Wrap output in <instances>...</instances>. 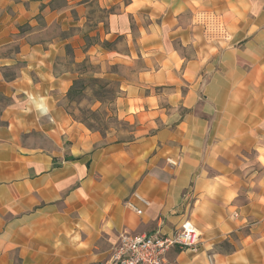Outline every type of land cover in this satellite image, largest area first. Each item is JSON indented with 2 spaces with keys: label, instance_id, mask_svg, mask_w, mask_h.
Instances as JSON below:
<instances>
[{
  "label": "crops",
  "instance_id": "0c3cea01",
  "mask_svg": "<svg viewBox=\"0 0 264 264\" xmlns=\"http://www.w3.org/2000/svg\"><path fill=\"white\" fill-rule=\"evenodd\" d=\"M53 2L0 0V264H97L123 231L185 219L200 243L170 247L177 264H264V0ZM68 45L75 63L132 70L114 102L131 139L68 108Z\"/></svg>",
  "mask_w": 264,
  "mask_h": 264
},
{
  "label": "rangeland",
  "instance_id": "374dc122",
  "mask_svg": "<svg viewBox=\"0 0 264 264\" xmlns=\"http://www.w3.org/2000/svg\"><path fill=\"white\" fill-rule=\"evenodd\" d=\"M57 3H61L60 0H55L53 5ZM76 22H71L68 28L69 34H74L78 30L75 28ZM91 26L92 24L87 25V31L93 30ZM102 27L106 28V23L102 24ZM51 30L52 34L58 32L54 26ZM205 36L209 40H215V35L207 33ZM88 42L92 43V39L88 38L86 44ZM70 46L66 47L68 54L66 65L70 69L77 70L79 74L76 78L75 93L68 98V108L87 127L98 130L105 136L118 140L131 139L133 135L130 132L134 124L118 116L114 102L120 92L118 77L120 75L130 76L132 70L97 63L91 58L75 63Z\"/></svg>",
  "mask_w": 264,
  "mask_h": 264
},
{
  "label": "built area",
  "instance_id": "2783aa9c",
  "mask_svg": "<svg viewBox=\"0 0 264 264\" xmlns=\"http://www.w3.org/2000/svg\"><path fill=\"white\" fill-rule=\"evenodd\" d=\"M196 23L203 27L207 35H215V39H226L228 37L221 16L212 11H201L195 14ZM168 162L174 164L168 159ZM133 196L139 202L148 206L149 200L137 192ZM184 199L191 200L190 192H185ZM125 204L141 214L142 210L132 202L125 201ZM200 243V234L189 219L183 220L170 235L163 236L159 230L148 234L133 235L123 231L119 234L118 242L113 248L108 259L97 264H177L175 260L166 256L167 250L172 246L179 249L196 250ZM210 264H213L211 255H208Z\"/></svg>",
  "mask_w": 264,
  "mask_h": 264
},
{
  "label": "trees",
  "instance_id": "16d2710c",
  "mask_svg": "<svg viewBox=\"0 0 264 264\" xmlns=\"http://www.w3.org/2000/svg\"><path fill=\"white\" fill-rule=\"evenodd\" d=\"M76 84H77V79H74L72 84H71V86H70V88H69V90H68V92H67L68 98H70V97H72V95H74V93H75V85ZM88 128H90V127H88ZM90 129H92V128H90Z\"/></svg>",
  "mask_w": 264,
  "mask_h": 264
}]
</instances>
